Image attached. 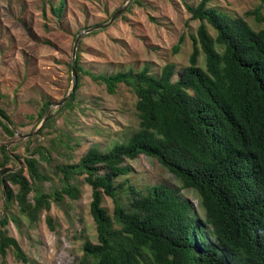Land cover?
<instances>
[{
    "label": "trees",
    "instance_id": "obj_1",
    "mask_svg": "<svg viewBox=\"0 0 264 264\" xmlns=\"http://www.w3.org/2000/svg\"><path fill=\"white\" fill-rule=\"evenodd\" d=\"M212 1L184 2L190 20L200 24L192 37L189 65L181 73L174 63H167L158 75L145 67L137 73L96 76L80 65L77 55L76 91L81 75L102 82L111 95L122 84L132 87L139 129L109 152L91 147L78 164L57 165L61 190L48 194L35 186L48 177L33 156L25 158L29 178L24 168L7 169L13 156L2 147L0 187L6 209L15 201L31 224L51 211L52 200L60 203L65 195L79 199L81 190L74 181L85 176L92 188L98 242L84 243L78 264H264V27L256 30L245 18L264 23L263 7L245 17L234 16L211 7ZM65 7L61 0L51 9L61 18ZM184 40L182 36L174 47L175 54ZM202 53L205 68L199 65ZM75 99L74 93L69 103ZM0 124L14 137L9 126L14 123L1 107ZM141 155L157 159L182 187L159 184L138 191L128 180L116 184L117 178L132 171L126 161ZM185 189L197 193L205 220L198 219L194 203L181 193ZM107 197L114 202L112 212L104 206ZM10 220L17 222L7 215L0 218L2 264L11 249L28 264L6 228ZM46 221L55 231L53 218L47 216Z\"/></svg>",
    "mask_w": 264,
    "mask_h": 264
},
{
    "label": "rangeland",
    "instance_id": "obj_2",
    "mask_svg": "<svg viewBox=\"0 0 264 264\" xmlns=\"http://www.w3.org/2000/svg\"><path fill=\"white\" fill-rule=\"evenodd\" d=\"M199 1L65 0V11L57 18L51 7L59 6L61 0H0V107L11 117L14 125L9 126L15 131L12 137L0 124V160L4 146L13 156L6 168L12 171L24 168L29 178L25 158L33 156L41 172L48 177L35 186L53 194L63 186L55 175L57 165L78 164L91 147L105 153L118 144L127 143L139 129L137 98L132 87L122 84L116 94L111 95L102 82L81 75L80 88L74 92L76 99L69 103V98L62 104L73 87L70 66L77 36L108 23L118 9L129 3L112 26L84 35L76 54V58L80 56V65L96 76L124 71L137 73L145 67L158 75L167 63H174L181 73L189 65L192 37L197 36L200 24L190 20L184 2L195 5ZM260 5L264 15L262 0H214L210 4L243 17ZM245 18L256 30L264 27V23H258L254 17ZM210 32L215 36L212 29ZM182 36L185 40L175 54L173 49ZM199 65L205 68L203 53ZM47 103L50 105L45 114ZM46 116L50 117L38 134L20 138L39 128ZM16 156L20 159L16 160ZM126 163L132 171L117 178L116 184L128 180V185L138 191L159 184L182 187L180 179L155 158L141 155ZM84 178L77 176L74 181L81 190L79 199L72 200L65 195L60 203L52 200L51 211L44 212L36 224L30 223L15 201L6 209L4 187H0V218L7 215L17 220H10L6 228L24 250L28 264H78L84 243L98 242L91 214L92 188ZM11 187L14 192L18 191L17 186ZM181 193L194 203L198 219L205 220L197 193L191 189ZM124 195L123 199L127 200L128 195ZM33 196L34 193L30 198ZM104 206L112 212L113 200L105 198ZM47 216L53 218L55 231H51ZM206 233L209 239L216 241L207 230ZM6 264L24 263L11 249Z\"/></svg>",
    "mask_w": 264,
    "mask_h": 264
},
{
    "label": "water",
    "instance_id": "obj_3",
    "mask_svg": "<svg viewBox=\"0 0 264 264\" xmlns=\"http://www.w3.org/2000/svg\"><path fill=\"white\" fill-rule=\"evenodd\" d=\"M128 5H129V3L124 8L118 9L117 12L112 16L111 20L108 23L102 24L99 26H94L90 29H87V30L81 32L77 36V38L75 40L74 48H73V62H72L73 87H72V90H71L69 96L63 100L62 104L65 101H67L69 98H71V96L74 94V92L76 90V86H77V82H78V76H77V71H76V54H77L78 46H79L82 38L84 37V35L90 34V33L94 32L98 29L108 28V27L112 26V24L116 21V19H118L126 11ZM49 117L50 116H46L45 119L43 120L41 126L39 128H37L35 131H33L29 134H26V135H21L20 138L21 139H27V138H30V137L38 134L45 127Z\"/></svg>",
    "mask_w": 264,
    "mask_h": 264
}]
</instances>
